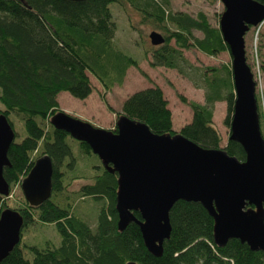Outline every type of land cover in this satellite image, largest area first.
<instances>
[{"label": "trees", "instance_id": "16d2710c", "mask_svg": "<svg viewBox=\"0 0 264 264\" xmlns=\"http://www.w3.org/2000/svg\"><path fill=\"white\" fill-rule=\"evenodd\" d=\"M113 3L123 9L132 7L141 23L152 25L164 37L163 44L152 50V67L177 69L194 88L204 90L203 103L178 95L192 117L177 131L203 148H220L221 134L212 121L214 104L219 101L226 103L223 120L230 126L236 99L230 65L203 70L193 67L181 52L196 48L215 56L228 51L218 24L211 25L206 14L170 13L156 0H0V113L7 119L10 113L20 115L26 129V135L14 139L7 151L10 166L4 168L3 176L10 189L19 186L43 153L51 158L53 171L51 197L38 207L29 206L22 193L13 206L8 205L9 196L0 195V211L11 207L23 215L21 240L0 264H125L130 260L136 264H264V252L252 251L239 239L216 246L212 217L199 203L184 200L170 208L171 234L164 240L162 255L154 256L146 250L136 223L122 231L117 228L116 173L103 167L86 143L50 123V116L60 109L59 92L85 99L93 91L92 76L101 85L100 96L105 100L104 92L121 86L129 68H138V61L115 43ZM255 97L264 137L260 97ZM120 113L147 124L154 134L175 132L172 112L157 85L133 91L122 101ZM110 130L115 131L116 125ZM226 142V152L243 161L241 146ZM77 152L85 157L81 167ZM94 160L100 164L92 165ZM83 178L88 181L68 190L74 179ZM85 200L90 203L81 206ZM99 204L91 224L81 214ZM134 215L139 219V213ZM32 224L40 228L54 225L59 244L40 249L23 243L22 232ZM26 250L31 259L25 256Z\"/></svg>", "mask_w": 264, "mask_h": 264}, {"label": "water", "instance_id": "95a60500", "mask_svg": "<svg viewBox=\"0 0 264 264\" xmlns=\"http://www.w3.org/2000/svg\"><path fill=\"white\" fill-rule=\"evenodd\" d=\"M86 1V0H69ZM223 11L218 28L231 56L235 101L228 140L237 142L245 158L238 160L224 147L206 149L175 131L154 134L147 124L118 113L116 130L94 126L63 110L50 116L54 128L88 145L103 167L116 173L114 211L117 228L138 225L146 250L162 255L171 234L170 208L177 201L197 202L213 219L212 239L223 247L239 239L252 251L264 252V137L260 129L255 80L246 63L244 38L250 27L264 21V0H220ZM150 44H163L157 31ZM15 132L0 113V195L9 196L3 176L10 166L8 149ZM20 180L29 206L38 207L51 197L52 160L43 153ZM134 213H139V219ZM23 215L9 207L0 211V262L21 240ZM125 264H136L130 260Z\"/></svg>", "mask_w": 264, "mask_h": 264}, {"label": "rangeland", "instance_id": "374dc122", "mask_svg": "<svg viewBox=\"0 0 264 264\" xmlns=\"http://www.w3.org/2000/svg\"><path fill=\"white\" fill-rule=\"evenodd\" d=\"M162 3L166 11L185 12L189 15L196 16V13L202 12L207 15L211 25H217L221 12L223 11V3L220 0H156ZM120 7L113 3L110 5L112 18L116 24L115 43L117 47L138 61V68L132 67L127 70V74L121 86H114L110 91L104 92L105 100L101 98V85L90 76L93 91L86 100L77 99L67 92H59L57 95L58 107L68 115L87 121L88 123L106 129H113L117 114L121 112L122 101L136 90H142L146 87L157 85L164 93V97L168 102L170 112L173 113V123L175 130H179L182 124H187L192 117V111L189 106L179 100L178 95H183L186 100L203 103L204 90L194 88L189 79L182 77L177 69H170L162 66H151L152 50L154 45L150 44L149 34L156 31L152 25L141 23V17L132 8L125 6ZM160 32V31H158ZM196 36L202 37L199 31L193 32ZM172 45L173 42L171 41ZM246 63L251 67L255 82V95L260 97L259 108L262 114V126L264 129V21L257 27H250L244 38ZM152 48V49H151ZM182 56L188 60L193 67L205 69L207 67H220L224 64L230 65L231 56L227 52L217 53L215 56H208L195 49H184L181 51ZM140 70V71H139ZM143 72V74H142ZM145 73V75H144ZM214 113L212 121L217 131L221 134L220 148L226 145V140L230 133L229 129L224 125V117L226 115V103L221 101L214 104ZM111 108V111L108 108ZM0 109L3 105L0 102ZM8 120L11 121L13 130L20 140L26 135L23 119L15 113H10ZM172 121V118H171ZM261 126V123H260ZM261 129V127H260ZM87 156L86 158H88ZM84 155L77 152L78 167L83 166L85 160ZM93 158V156H92ZM96 159V158H95ZM100 161V160H99ZM93 164H100L94 160ZM91 173V172H90ZM88 174V173H86ZM88 180L74 179L68 186L69 191L78 189ZM8 205H14L16 197L21 195L20 185L9 189ZM90 202L85 200L81 206ZM99 205H95L92 209L85 208L81 215L86 220L94 224L96 217V209ZM80 207V206H79ZM47 227L40 228V225L32 224L31 227L22 232L23 243L28 246H36L43 248L45 245L54 246L60 242V235L54 225L46 224ZM45 225V226H46ZM25 256L31 259V252L26 250Z\"/></svg>", "mask_w": 264, "mask_h": 264}, {"label": "crops", "instance_id": "0c3cea01", "mask_svg": "<svg viewBox=\"0 0 264 264\" xmlns=\"http://www.w3.org/2000/svg\"><path fill=\"white\" fill-rule=\"evenodd\" d=\"M90 95H91V93H90ZM88 97H90V96H88ZM88 97H87V98H88ZM87 98H85V99H83V100H86ZM219 102H221V101H219ZM219 102H216V103H219ZM216 103H215V104H216ZM214 106H215V105H214ZM172 123H173V113H172ZM183 125H185V124H182L180 127H182ZM173 130L176 131V130H175V127H174V123H173Z\"/></svg>", "mask_w": 264, "mask_h": 264}, {"label": "built area", "instance_id": "2783aa9c", "mask_svg": "<svg viewBox=\"0 0 264 264\" xmlns=\"http://www.w3.org/2000/svg\"><path fill=\"white\" fill-rule=\"evenodd\" d=\"M255 80V79H254ZM255 85H256V82H255Z\"/></svg>", "mask_w": 264, "mask_h": 264}]
</instances>
